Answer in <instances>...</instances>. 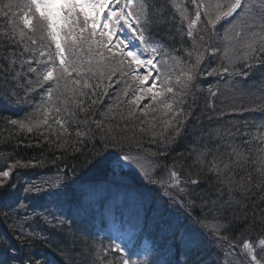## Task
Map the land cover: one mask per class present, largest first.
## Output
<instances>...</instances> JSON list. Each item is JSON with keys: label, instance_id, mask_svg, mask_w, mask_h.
Wrapping results in <instances>:
<instances>
[{"label": "trees", "instance_id": "trees-1", "mask_svg": "<svg viewBox=\"0 0 264 264\" xmlns=\"http://www.w3.org/2000/svg\"><path fill=\"white\" fill-rule=\"evenodd\" d=\"M147 4L155 21L148 34L158 39L167 52L169 50L186 62L189 70L195 56L194 47L191 41L179 34L170 1L147 0ZM19 15L13 0H0V64L7 66L15 58L16 71L21 73L13 79L15 72L8 74L7 78L0 72V170H8L17 160L29 164L28 167L12 169L8 178L0 177L5 184L0 189V201L10 205L4 207L0 203V260L5 264H22L29 254H33L53 264H122L119 255L109 250L107 231L101 221L103 210L104 214H111L107 205L113 198L106 186L116 187L117 184L110 169L100 171L92 167L90 161L100 158L96 156L97 152L102 157L119 156L121 153L146 154L145 157L152 158L160 167L175 170L183 181L198 179L197 185L187 183L186 189L185 198L192 205V216L200 217L203 222H210L203 217L214 219L215 224L222 225L220 235L236 241L238 245L242 246L245 239L253 246L259 245V238H264V197L255 187L247 198L235 190L231 193L232 206L222 207L221 201L228 199L227 187L214 173L206 171L207 161L214 156L223 161H236L235 149L242 155L239 156V166L235 163L231 166L234 179L239 181L249 174L254 182L259 179L257 164L252 161L264 149V140L258 138L264 137L261 130V125H264V56L260 59L244 58L248 51L246 42L251 37L243 35L237 38L233 33L221 37L218 51L211 55L209 64L196 67L195 87L182 95L181 101L179 93L167 101L173 103V110H168L167 114L163 104L153 101L147 107L122 103L121 94L126 90H122L124 79L117 72L111 80L107 75L104 77L103 80L108 81L102 89V85L93 81L88 83L91 87L77 89L75 93L61 88L63 96L59 98L53 93L52 103L62 109L59 115L66 122L67 132L61 135L59 126L52 122L51 117V128L44 125L28 132L11 124L10 120L27 122L42 118L47 98L38 90L36 75L27 72L28 65L25 64L23 69L20 67L25 58H30L28 52H24L27 40L21 41L18 32L15 39L19 43L8 38ZM252 31H259V27ZM200 56L202 59L197 66L204 63V56ZM249 60L251 67L248 66ZM223 67H228L231 75L213 72L214 69L222 72ZM209 72L213 74L206 76ZM241 72L247 75H241ZM49 82L48 88L52 83ZM209 89L216 95L213 96ZM81 92L84 95H80ZM73 98L79 101V105ZM92 100L97 103L92 104ZM65 108L68 111H64ZM176 111L180 115H176ZM77 132L81 133L79 137ZM77 148L80 151H76ZM201 153L206 156L204 163L199 159ZM57 179L77 189L74 181H88V195L78 201L71 193L51 198L44 193L23 191L33 185L48 191L51 189L50 181ZM8 185L15 186V196L11 199L6 196L13 190ZM97 186L101 188L97 189ZM141 186L136 187L139 190L146 187ZM219 188H224V195L218 193ZM17 200L25 207L20 208ZM5 212L10 216H5ZM57 218L63 223H57ZM10 224L17 226L13 229ZM29 232L34 235L29 236ZM17 235L23 239L18 240ZM183 236L187 241L181 244L178 233L159 240V245L164 243L161 254L142 264H166L169 261L174 264L178 252L182 258L189 259L188 264H220L211 256L206 244L193 243L186 232ZM207 244L211 248L208 238ZM12 256L15 260L10 259Z\"/></svg>", "mask_w": 264, "mask_h": 264}, {"label": "snow or ice", "instance_id": "snow-or-ice-1", "mask_svg": "<svg viewBox=\"0 0 264 264\" xmlns=\"http://www.w3.org/2000/svg\"><path fill=\"white\" fill-rule=\"evenodd\" d=\"M18 7L22 9V14L19 15L12 29V34L8 36L9 40L13 43H19L15 39L17 32L21 41L27 37L31 44L35 45L39 40L42 42L40 56L44 57L47 55V59L45 60H36V65H45L42 69L38 70V67L33 65L34 57L25 58L20 67L23 69L25 64L28 65L27 72L36 74V84L38 86H42L49 81L52 82L46 90L49 103L44 105L42 118H33L27 122L16 119L10 120L11 124L19 125L21 130L26 129L28 132H32L34 129L38 130L44 125L51 128L49 124V118L51 117L52 122L59 126L61 135L68 131L67 127H65L66 122L59 115L62 109L52 103L53 93L60 92L62 86L64 89L75 93L76 89H68V84H79V81L76 79L69 80V78L72 77L73 73H76L77 76L80 75L81 64L84 62L89 65L95 63L94 71L99 72L101 75H105V72H107L108 79H111V76L115 75L116 72H120L121 75H129L132 80L142 85L151 77L153 83L146 91L152 93L153 100H156L158 96L166 93H172L173 98L178 93L184 95L195 87L196 67L201 62V56L197 57L196 63L192 65L189 71H182L177 76L175 84L171 83V77L165 73L159 66V62L156 61L158 50L161 46L151 40L148 34L149 28L155 21L150 12V6L147 4V0H123V2L122 0H23ZM215 7L216 13L214 18L212 13H206L207 25L214 29L217 22L222 18H232L230 24L231 28L235 30L236 37L239 38L243 35L251 37L246 42L248 51L245 53L244 58L246 60L249 57L252 59H260L261 56H264V0H260L258 4L250 3L249 0H231L226 10H223L219 4ZM256 8L260 9L259 13H256ZM257 17L260 22L258 26L259 31H251V29L257 27L254 23ZM199 20L200 13L197 12L195 20L189 23V38H192V28ZM125 29L131 34L133 40L138 42V49H133L128 40L121 38L120 33ZM5 35L8 34L5 33ZM203 38V36L200 37L201 40ZM85 45L87 46L88 58L86 61H81L77 56V51L79 50L82 53ZM53 46L54 51H52ZM28 51L29 48L24 47V52ZM148 53H151V55H146ZM257 53L260 55L257 56ZM189 54L191 55V53ZM4 59L7 60L8 57ZM16 63L17 60L13 58L7 66L0 64V72L4 73L6 78L8 74L13 72H15V76L12 77L13 79L19 77L21 73L16 71ZM230 63L232 62L230 61ZM248 66H252L250 60ZM140 69H144V73H141L139 71ZM89 70L92 69L90 68ZM153 72L156 73L155 76L152 75ZM213 72L217 75H222L223 73H229V68L223 67L222 72L214 69ZM213 72H209L207 75H212ZM229 74L231 75V73ZM240 74L247 75L243 72ZM161 76H163L162 80ZM158 80L161 82L160 89L153 91L157 88L155 81ZM29 83L31 84L32 81L29 80ZM84 87H91V85L85 82ZM96 87H99V84ZM139 91L145 90L140 88ZM209 91L213 96L216 95L211 89ZM79 94L84 95L83 92ZM60 95L63 96V92H60ZM139 99L140 97L136 96L129 102L136 104ZM64 103H67V101H64ZM74 103L79 105V101L75 99ZM96 103V100H92V104ZM163 106L165 114H167L168 110H173V103L164 101ZM81 110L83 111L84 109ZM64 111H68V109L65 108ZM70 114L75 115V113ZM175 114L180 115V112L176 111ZM130 115H134V113L130 112ZM97 126L99 127L100 125L98 124ZM261 130L264 131V125H261ZM141 131H144V129H141ZM76 135L79 137L81 133L77 132ZM258 138L264 140V137ZM107 146L105 144V147ZM75 150L80 151L79 148ZM233 153L237 156L236 161H232L231 159L223 161L214 156L206 164V171L208 173H214L218 181L227 187L229 195L227 200L221 201L222 207L232 206L233 198L231 193L235 190L241 191L245 198H247V194L251 193L252 188L255 187L261 193L262 197H264V150H261L256 160L252 161V163L257 164L256 171L259 173V179L255 182L251 174L246 177H241L239 181L234 179L235 173L231 166L234 163L239 166V156L242 154L236 152L235 149H233ZM96 156L100 158L94 162L90 161L92 167L100 171L108 168L113 174H115L117 169L122 170L131 164L134 159L125 153H121L119 156L102 157L101 153L97 152ZM199 159L201 163H204L206 160L205 154L201 153ZM28 166L29 164L17 160L9 166L8 170H0V177L8 178L12 169ZM73 183L78 185V189L74 188L73 185L61 183L57 179L50 181L51 189L48 191H45L41 186L35 185L25 187L23 191L25 193H32L33 191L37 194L44 193V195L51 198L65 197L71 193L75 199L82 201L88 195L89 182L80 180L74 181ZM185 183L197 185L199 180L192 178L185 181ZM180 184L179 174L175 170L171 171L169 186L179 187ZM236 184L239 185L238 188L234 187ZM4 187V181L0 180V189ZM14 187V185H8L9 189H13L6 193L8 199L15 196ZM179 190L181 193L185 192L183 187H180ZM217 191L221 196L224 195V188H219ZM0 203H3L4 207H10V205L3 201H0ZM16 203L20 208L25 207V204L19 200ZM4 215L10 216V213L5 212ZM27 218L25 216V219ZM48 222L51 223V221ZM57 223L62 224L63 221L57 218ZM16 226V224L9 225L13 229ZM203 227L210 229L219 239H227L226 236L220 235L222 225L206 223ZM28 235L32 236L34 233L29 232ZM16 238L18 240L23 239L20 235H17ZM259 245L261 248L258 256L253 244L247 239L244 240L242 246L236 243H230L225 255L231 256L233 259L226 260V264H264V238H259ZM236 247H242L243 252L241 255L244 256L243 260L237 258V253L235 252ZM109 250L121 253L123 256L122 264H138V261L131 259V255L134 253L127 252L121 243L111 242ZM101 251L103 252L104 250L102 249ZM10 259L15 260V256L10 257ZM0 264H5V261L0 260ZM22 264H53V262L47 260L42 261L39 256L29 254ZM166 264H172V262L169 261ZM176 264H180L179 260L176 261Z\"/></svg>", "mask_w": 264, "mask_h": 264}, {"label": "rangeland", "instance_id": "rangeland-1", "mask_svg": "<svg viewBox=\"0 0 264 264\" xmlns=\"http://www.w3.org/2000/svg\"><path fill=\"white\" fill-rule=\"evenodd\" d=\"M212 1V0H209ZM123 2V0H122ZM175 6L177 7V9L179 10L180 8V0H173ZM217 2L220 3L222 9L224 10V8L227 7V5L231 2V0H218ZM250 3H254V4H258L259 2L257 0H249ZM206 13H212L213 14V18L215 16L216 11H209V12H202L200 13V17H202V20L204 21V25H207V15ZM186 20L188 19L187 17L185 18ZM15 26V24H14ZM121 38L128 40L131 43V47L133 49H138V42L134 41L133 38L131 37V34L127 32V29H125L123 32L120 33ZM95 47V46H94ZM54 46L52 48V51H54ZM146 55H151V53H148ZM77 56L79 57V59L81 61H86L88 58V52H87V46H84V50L81 53L79 50L77 51ZM243 55H240V57ZM98 58V57H97ZM45 59H47V56L45 57ZM44 59V60H45ZM156 61L159 62V66L165 71V73L167 75H171L170 72V66L171 61L169 58H159L158 56L156 57ZM166 62V63H164ZM45 65L41 64L40 69L44 68ZM92 70H89V69ZM95 69V63H93L92 65H89L88 63L84 62L81 64V73L79 76L76 75V73L72 74V77L69 78V80L71 79H76L79 81V84H72L69 83L68 84V88L69 89H80V88H84L86 89L87 87H84L85 82L87 83H92L93 81L98 82L100 85H102L101 89L104 88V86L106 85L108 80H111L113 76H111V79L108 80H103L104 77L107 75V72H105V75H101L99 72L94 71ZM141 73H144V69H140L139 70ZM189 71V70H188ZM187 72V71H185ZM117 74V72H116ZM153 76L156 75L155 72L152 73ZM118 76L122 79H124V82L122 84V90H126L125 93L121 94V98L120 101L124 104H130L129 101H131L132 99H134L136 96H139L140 99L136 102V104H142V107H147L151 101L153 102H157L158 104L161 103L163 104L164 101H168L173 97L172 93H166L163 94L161 96H158L156 98V100H153L152 98V93L147 92L146 89L148 87L151 86V84L153 83V79L150 77L147 81H145L142 85L139 84L138 82L134 81L131 79V77L129 75H121L120 72H118ZM177 78V77H176ZM176 78L171 80V83L175 84ZM163 79V76H161V80ZM155 83L157 84V88L154 89L153 91H158L160 89L161 86V82L155 81ZM61 88L64 89V87L62 86ZM140 88H143L145 91H139ZM121 91V90H120ZM191 95H193V92H191ZM179 98L180 101L182 100V95L179 94ZM147 100V102H143ZM133 110L135 109V107L132 108ZM264 150V149H263ZM129 156L133 157V162L131 164H129L128 166L124 167L122 170L117 169L114 176L115 178H117L118 180H121V182H126L129 183L130 180H132L130 177H128L129 175H131L133 177V179H139L141 181H144L146 184L150 185L151 187L155 188L158 187L160 188L162 186V184H165L166 187V193L168 195H171V193H177V195L179 197H181L179 195V188L182 187V184H180L179 187H170L169 183H170V172L172 171L171 169H165L160 167L155 161H153L152 158L150 157H145V154L142 153H135V154H128ZM123 163V162H122ZM181 180V179H180ZM181 183L186 184L185 181L181 180ZM183 198V197H181ZM179 205L180 207H182V205L175 203V206ZM204 220H209L210 222L206 221L203 222L200 221L199 223H196L195 225L201 229V231L204 234H207V236L209 237L211 244L214 247V252L216 254V256L220 259H222L223 263L226 264V260H232L233 257L231 256H226L225 253L226 251H228V245L230 243H236V241H232L229 239H222V241H220V239L214 235L212 233V231L208 228L203 227L204 224H215V221H213L214 219H207L206 217H203ZM237 244V243H236ZM256 249V254H258L260 252V247H255ZM235 252L237 253V258L240 260L244 259V256L241 255V253L243 252L242 247H236ZM213 256V257H216Z\"/></svg>", "mask_w": 264, "mask_h": 264}]
</instances>
